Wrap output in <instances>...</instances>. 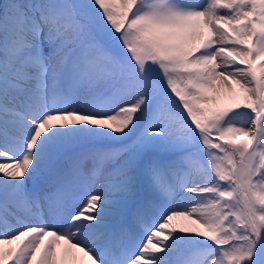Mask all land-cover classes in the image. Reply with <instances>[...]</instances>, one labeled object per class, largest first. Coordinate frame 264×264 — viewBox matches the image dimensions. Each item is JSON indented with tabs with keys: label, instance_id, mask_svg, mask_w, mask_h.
<instances>
[{
	"label": "rangeland",
	"instance_id": "1",
	"mask_svg": "<svg viewBox=\"0 0 264 264\" xmlns=\"http://www.w3.org/2000/svg\"><path fill=\"white\" fill-rule=\"evenodd\" d=\"M134 1L139 3L146 1V4L139 7L137 11L133 8L131 12L136 11L134 16L133 14L125 15L129 11V4L134 5ZM201 1H206L204 4H209L214 0H177L176 2L172 0L170 3L168 0H125L123 8L119 11L114 0H50L48 6L39 11L41 14L49 16L41 17V22L46 24L38 23L35 26L26 21L27 15L24 10L28 9L29 5L37 7L45 4L43 0L5 1V6L0 10V31L4 34L5 51V54L0 56V64L11 66L15 63L19 64V67L24 65L20 58L11 56V54L22 53L24 55L28 48L33 51L35 39L40 37L46 42L49 50L47 56L40 61H46L49 64V79L54 77L56 81L55 71L58 70V67L53 65L56 63L59 66L58 61L63 55V53H59L61 50L54 49L58 42L63 41L66 37H73L76 43L85 37L87 40L96 42L101 39L111 40L110 44L102 47L111 53L121 55L118 61L121 68L113 69L111 63L106 65L103 61H99L96 65L88 64L84 67L80 83L79 76H75L78 80V93L93 100L103 88L113 82L115 73H118L119 70L124 72L125 87L118 93L117 103L113 106L115 108L105 113L109 114L110 118L122 113H133L135 120H133L134 124L131 128L129 127L130 131L135 125V121L139 120L138 122H140L143 118L142 115H138L137 111L141 114L146 111L148 107L146 98L153 95L159 96L162 98V104L157 119L149 117L148 122L144 120L146 124L144 122L141 124V128L146 130L142 142L147 140L146 137H149L150 134L154 138H149V142L142 143L143 145L141 144L140 147L135 146V141L133 147L120 154L118 158L106 160L103 170L106 172L117 171L112 180L115 181L114 185L124 182L131 183L130 180L134 179L135 171L139 167L150 162L160 163L161 157L154 151L161 152L163 156H170L185 149L195 151L197 153L195 157L189 154V151L186 152L188 167L180 173V178L182 177L183 181L187 179V181L182 186L187 190L191 187L201 189V186L206 188L211 186L210 184H213L214 181L216 189L223 190L222 194H225V197H222L218 190L211 195L213 204L221 206L222 216L220 219L222 221L220 222L219 219L218 221L215 213L209 211L206 212L205 218L199 221L198 227L194 229V234L201 240L198 246L210 247L202 250L204 257L196 260L194 264H264V174L252 179L258 170H264V0L252 2L254 4L249 0H219L223 5L222 10L219 11L228 16L232 15L233 18L225 21L228 16L224 15L222 16L224 19L217 20V23L221 22L222 24L218 25V31L215 30V33L205 24H201L196 33L191 24L197 26L199 20L196 22L192 17L189 3H202ZM121 4L122 2L118 3L119 6ZM172 4V9L177 5L178 17L168 14ZM62 7L64 13L57 20L52 19L51 14L54 10ZM159 8L163 9L159 11ZM187 8L189 14L185 11ZM144 17H147L154 25H150L148 22L143 23ZM78 19L84 20L87 29L84 35L80 36L77 35L80 27ZM72 20L77 24H72ZM130 21L131 23H127ZM20 27L22 28L21 32L15 35V30ZM207 28L210 29L209 32H206ZM118 36L120 37L117 38ZM213 43L216 44V49H210L211 53L206 58L204 55L209 49L205 48L212 47ZM96 55H98L97 52L91 54V56ZM203 57L206 61H203ZM102 60L112 62L117 58L115 56L112 59L107 56ZM11 73L0 74V78L8 79L10 77L16 85L22 86L18 82L19 75ZM19 100L9 92H3L0 88V101L5 105V108L13 110L12 105H15L14 102L18 103ZM82 105L86 106L87 104L80 102L79 106ZM124 107L130 108L123 110ZM87 109L90 111L88 106ZM10 110L5 109L0 112V119L7 123L18 121L20 119L18 114L12 113ZM20 113L23 112L20 111ZM102 116L100 117L106 120V115ZM44 117H46L44 121L40 120L45 123L47 120L56 118L52 121L53 126H50L49 123L51 133L53 130L57 131L56 140L52 135L49 143L45 145L41 141L39 126L34 140L41 145L40 147L52 151L53 154L54 152L58 154L60 151L68 152L72 143L78 145L80 136L76 134V125L69 122L67 125L69 131L67 132L59 114H45ZM71 117L74 118V116ZM94 125L97 126V124ZM0 128L6 131L1 125ZM86 131L84 138L81 139L83 141L90 136L89 129ZM104 131L105 127L102 128L103 134ZM92 132H94V128L91 130ZM129 133L124 134V137H128ZM103 134L101 135L103 139L110 138ZM233 135H235V141L238 138L243 139V145H238L235 148V155L241 156L237 159L238 164H235L234 156L228 153L224 145L225 138ZM0 138L2 139L0 143H4L5 140L1 135ZM200 147L208 148L206 150L209 152V158L204 151L199 150ZM0 149L2 148L0 147ZM146 149H149L148 153ZM50 158L52 157H49L45 163L49 162ZM193 162L203 168L202 175L204 178L206 177L205 179L190 169L189 165ZM1 163L13 164L16 165V168L24 170L27 155L22 162L18 161L17 163L12 158H8L0 159ZM41 168L35 170L32 177L27 174L26 170L24 171L26 178L22 180L25 183L26 180H29L32 189H35L42 181V177L47 174L44 171L41 173ZM13 176L9 174L2 177L4 180L1 177L0 179L7 181V184ZM220 179H224L228 183L220 185L224 181H220ZM100 181L101 177L92 185L93 191H96ZM132 183L134 187L128 193L130 196L123 195V193L119 195L108 193V195L110 194L109 196L115 197L119 201L126 197L131 199V197L137 196L136 179ZM51 184L54 185V180L50 182V188L53 189ZM43 186L45 190L48 189L47 183ZM207 190L209 189L200 191ZM101 195L107 196V193L102 192ZM207 198L210 199L209 196ZM65 201L67 211L68 209L75 211L77 216H82V211L77 208L90 207L83 198L67 197ZM175 201L174 203H176ZM231 211L235 216L229 214ZM61 216H65L62 210L57 217ZM236 216L239 217L236 218ZM238 221H240V226L236 224ZM163 224H165V220L155 228L150 245H144L151 249L152 254L155 253L154 256L158 254V257H161L162 255L161 261L178 254L181 244L185 243L177 242L175 246H172L168 240L170 231L161 229ZM172 225L179 230L178 224L172 222ZM90 226L89 222L84 227ZM167 228H171V226H167ZM80 229L82 228H78V231ZM222 232L228 235L226 243L222 242L218 236ZM230 235L235 239L231 240ZM60 238L66 239L64 234ZM33 251L29 254L28 263H30L29 259H31ZM54 256L55 253L53 259ZM80 258H75L76 260L74 259L71 264H78V262L85 264V256ZM147 259L149 260V258ZM139 260L133 258L132 264H140ZM150 260L156 261L153 258ZM185 263L190 264V261L187 260L182 264Z\"/></svg>",
	"mask_w": 264,
	"mask_h": 264
},
{
	"label": "bare ground",
	"instance_id": "2",
	"mask_svg": "<svg viewBox=\"0 0 264 264\" xmlns=\"http://www.w3.org/2000/svg\"><path fill=\"white\" fill-rule=\"evenodd\" d=\"M114 1L117 4L118 11L121 10L123 8L122 5H124L125 0H114ZM120 2H122V4L119 6L118 3H120ZM189 4H190L189 8L192 12V17L195 19L196 22H197V20H199L197 22V26L195 24H193V25L191 24L193 30L196 33L198 32V29H199L201 24L207 25L215 33V30L218 31V25L221 26V24H222L221 22L217 23V20H221V18L224 19L222 17L224 15H225V17L228 16L225 13H222V11H219V10H222L221 7H223L222 3H220L219 0H214L213 2H210L209 4H203V3H198V2H190ZM183 6H185V5H183ZM176 7H177V5H175V8ZM213 17H214V19H212ZM232 18H233V16L230 15V16H228V18H226L225 21H229ZM201 28H202V26H201ZM204 34H205V32H204ZM210 53H211V51L209 49L207 54H205L204 56L207 58ZM203 61H206L204 59V57H203ZM53 66L58 67V65H56V63ZM73 96H76V93H74ZM81 96H82V94H81ZM80 102L81 101L79 99H77L76 105H79ZM105 103H106V101L102 100L100 102L99 106L102 107ZM105 115H106V120H104L102 118L103 116L98 118L99 124H100V126L98 127V131L100 130V133H101L102 128L105 127L104 134L102 132L101 135L102 134L105 136L108 135L111 139L123 138L124 134L129 133L132 124H134L133 120H135L134 119L135 115L133 113H124V114L122 113V114H120L114 118H110L109 114H105ZM60 119L62 121L63 126H65L64 127L65 131L68 129L67 125H69L68 124L69 122L71 124L76 125L75 131L77 129V125H81V126L83 125L87 129H90V125L92 123L91 121H89L87 119L80 120V119H77L75 117L73 118V117L69 116V114H67V113L60 114ZM11 120H13V119H11ZM53 120H56V118H53L52 120H47V122L50 123V126H53V123H52ZM134 126L132 127L129 134H131L132 131L134 130ZM71 127H73V126H71ZM73 128H71V129H73ZM92 130H93V128H92ZM68 131L69 130H67V132ZM56 132H55V130L52 131V135H53L54 140H56ZM71 134H72V132H71ZM114 135H116V136H114ZM36 136L37 135H35V137ZM152 137H153V135L150 134L149 137H146L147 140H145L143 142H142L143 139L138 140L136 142L135 146L136 147L142 146L143 145L142 143L149 142V138L151 139ZM65 138H66V136H65ZM168 139H170V138H168ZM1 140L2 139L0 138V142H1ZM160 141H162V140H160ZM30 144H31V142L29 143V145ZM40 146L41 145L35 140V142L33 143V146L30 147V149H25V150H29V151L27 152L28 153L27 154V163L25 165L26 169L24 168V170L27 171V174L30 177H32V174L35 170H37L41 167L42 168H41L40 172L42 173L44 167L48 164V162L45 163V161L49 157H52V159H53L55 156L50 150H48L46 148H42ZM22 150H24V148ZM54 153H56V152H54ZM15 166L16 165H13V164L8 165L6 163L0 164V177L2 178V177H6L9 174H14ZM190 169L193 171V173L194 172H196V174L198 173L203 179L206 178V177L204 178V176L202 175V173L204 171L203 168L200 166H197L196 164H194V162H193V164H190ZM125 173H127V172H125ZM115 176H116L115 171H112V172L103 171V173L100 176L101 181L99 183V186L96 188V191H94V193L101 191V192H99L100 194L103 192V193H107V195H108V193H113V194H118V195L120 193H123V195H126L129 192H131V190H133L132 183L128 187L122 186L120 183H119L120 185L119 184L114 185L113 183L115 181H112V180ZM181 178H179L177 184L182 186L183 183L186 182V180L182 181ZM197 179H199V178L197 177ZM2 180H4V179L2 178ZM153 180H154L155 184H157L159 187H161L163 189L167 188V185L164 183V177H163L162 169H159L158 171H156V170L153 171ZM5 182H7V181H5ZM214 184H215V182L213 181V184H210L211 186H209L207 188L205 186H201V189L204 190V189H209V188H213V187L216 188V186ZM146 185L147 186L150 185L149 181H146ZM75 187H79V184L77 183V185H75ZM201 189H199L197 187L196 188L191 187L188 190L187 189L182 190L181 194L174 195V196H177L176 198L180 201V203L176 204L177 209L174 212H172L171 215H169L165 218V224H163L161 227V229H167L170 231L168 240L172 246H175V243H177V242H182V241H183V243L185 242L184 244H181L182 246L180 247L177 255L181 254L180 257L181 256L184 257V254H186V256L184 258V262L189 260L190 264H194L196 262V260H199L201 257H204L203 256L204 253L202 254V250H206L207 248H210L209 246H206L205 248L198 246V244H200L199 241H201V240H199L196 237V235L194 234V229H196L198 227L197 224L199 223V221H201L202 218H205L206 212H209V211H213L215 213V216L218 217L217 220L219 219L220 222L222 221V219H220V217L222 216L221 215L222 214L221 206L213 204V201H212L213 198L211 196H209L210 199H208L207 196L203 197L200 193L198 194L197 191H199ZM63 196H65V195H63ZM92 198L94 200H96L95 196H93ZM109 199H111V198H109ZM182 199H185V200H182ZM63 209L66 210V208H63ZM68 210H70V209H68ZM86 213L87 212L84 213L85 215L83 216V218L76 216V214L75 215L70 214V216L67 218V221L64 222L65 225H62V227H61L59 225V222L55 220V218L53 216V212L52 211L50 212V215H49L50 222L55 223L56 225H58L60 227L61 232H63L62 234H64V236L66 238L64 240L61 239L60 236L55 237L52 235L44 234L43 229L41 227H34V228H31L32 230H28L25 232L21 231V233L15 234V235L11 236V238L3 239L2 241H0V247H1L0 248V264H2L4 262L5 258L12 252L13 247L20 241H23L22 245L18 249L17 253L15 254V256L12 259V261L10 262V264L11 263H13V264H27L29 254L33 250L34 251H33L32 256L30 255L31 259H29L30 263H31L34 255H35L36 251H37V252H42V256L39 258L37 264H58V263H56V259L58 257V253L61 251V253H59V255H61V259H62V262H60V264H71V262L75 259L76 254L81 253L80 248L85 249L91 243L90 242L91 238H93V236H95V234H96L95 232L82 233V232H80L81 229L78 231V228H83L84 226H86V224H89V222H90V220L86 217V215H87ZM172 222H175L176 224L179 225V230L172 225ZM167 226H171V228H167ZM48 227H50V226H48ZM90 227H91L90 229H92L93 226H90ZM180 230H182V231H180ZM98 233H100V232H98ZM165 233H166V231H165ZM159 240H161V239H159ZM205 245H206V243H205ZM182 250H184L185 253L182 252ZM54 253H55V256L53 259ZM164 253H166V252H164ZM153 254L155 255V253H153ZM153 254L143 253L142 257H143V259L149 258V260H150V258H153L156 260V261L153 260V262H156L158 264H167V262H166L167 260L164 259V261H161L160 258H163L162 255H161V257H158V254H157V256H154ZM159 256H160V254H159ZM80 260H81V258H80ZM30 263H28V264H30ZM134 263H136V262H134ZM182 263L183 262H181L180 264H182ZM78 264H80V263L78 262Z\"/></svg>",
	"mask_w": 264,
	"mask_h": 264
},
{
	"label": "trees",
	"instance_id": "3",
	"mask_svg": "<svg viewBox=\"0 0 264 264\" xmlns=\"http://www.w3.org/2000/svg\"><path fill=\"white\" fill-rule=\"evenodd\" d=\"M1 1H3V0H0V2ZM242 141H243V139H241V138H238L237 141H235V135H233V136H230L229 141L224 142V145L226 146L228 153L234 156V162L236 164L238 163L237 159H239L241 156L235 155V148L238 145L242 146L243 145Z\"/></svg>",
	"mask_w": 264,
	"mask_h": 264
}]
</instances>
